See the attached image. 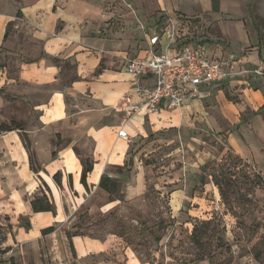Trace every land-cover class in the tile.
I'll return each mask as SVG.
<instances>
[{
  "label": "crops",
  "instance_id": "crops-1",
  "mask_svg": "<svg viewBox=\"0 0 264 264\" xmlns=\"http://www.w3.org/2000/svg\"><path fill=\"white\" fill-rule=\"evenodd\" d=\"M228 1L154 0L148 7L175 18L181 35L175 47L191 44L205 49L214 60L223 58L224 46L211 49L185 29L184 19L213 15L220 39L237 56V70L264 67L257 33L243 17L244 0ZM143 6L141 0L118 4V9L130 8L136 16L129 14L128 28L116 33V42L96 37L97 26L107 22V17L97 15L95 6L83 0H37L20 9L30 40L36 44L32 55L12 54L6 46V29L0 33V123L22 125V130L0 133V217L9 219L11 225L19 224L13 227L17 242L56 239L60 264H149L135 258L114 231L107 230L102 238L74 233L82 228L84 207L90 217L99 213L107 220L123 202L146 195L150 165H144L143 158L152 150L174 144L183 133L208 130L220 137L227 132L228 143L237 154L252 156L242 136L247 142L255 136L241 117L245 112L250 113V121L262 117L264 87L259 82L263 77L205 85L200 96L181 109L163 105L159 113L133 110L143 101L134 91L125 59L160 53L166 44L167 27L140 42ZM240 16L241 20H230ZM155 38L158 43L153 45ZM142 84L153 86L155 79L148 74ZM229 93L238 94L241 102L229 100ZM217 117L228 129L222 128ZM27 143L37 172L31 169ZM258 153L264 165V154ZM88 158L94 166L87 176V188L81 179L83 160ZM56 175H60L58 181ZM104 176L121 187V197L116 196L118 190L110 194L100 188ZM44 195L54 212L35 213L31 203ZM48 229L54 232L43 235Z\"/></svg>",
  "mask_w": 264,
  "mask_h": 264
},
{
  "label": "rangeland",
  "instance_id": "rangeland-1",
  "mask_svg": "<svg viewBox=\"0 0 264 264\" xmlns=\"http://www.w3.org/2000/svg\"><path fill=\"white\" fill-rule=\"evenodd\" d=\"M35 1L0 0V33L6 29V46L14 55L35 52L36 44L30 40L20 12ZM83 1L95 6L97 15L107 17V22L97 26L100 31H96V37L101 40L116 42V33L128 28L129 14L136 16L130 8H117L122 0ZM141 2L144 35L140 42L144 43L147 35L160 33L175 18L160 9H150L148 6L154 0ZM229 3L227 0L226 4ZM243 8V17L252 32L257 33L264 58V0H250L249 4L244 0ZM184 21L185 29L196 40L207 43L211 49L224 46L223 58L234 55L237 59L229 51V43L220 39L218 21L213 15ZM225 51L229 53L225 55ZM259 83V87H264V77ZM227 98L241 102L238 94L229 93ZM259 113L262 117L256 122L247 117L249 112L241 117L255 136L249 142L242 136V142L252 153L250 158L237 154L228 143L227 132L221 137L208 130L183 133L174 144L156 148L143 158V164L150 165V169L142 199L123 202L107 220L99 213L90 217L84 207L78 233L102 238L107 230L114 231L135 258L149 264H264V165L260 162L262 154L258 153L264 154V107ZM217 118L222 128L228 129L223 119ZM121 190L120 187L117 197H121ZM18 225L0 217V263L60 264L56 239L17 242L13 227ZM92 225L99 227L94 229Z\"/></svg>",
  "mask_w": 264,
  "mask_h": 264
},
{
  "label": "built area",
  "instance_id": "built-area-1",
  "mask_svg": "<svg viewBox=\"0 0 264 264\" xmlns=\"http://www.w3.org/2000/svg\"><path fill=\"white\" fill-rule=\"evenodd\" d=\"M180 37L173 22L165 29L166 44L160 53L153 51L146 58L125 59L126 72L134 78V91L143 101L133 107L135 112L159 113L163 105L169 110L181 109L188 100L198 98L205 85L264 77V67L237 70L234 55L214 60L201 47L186 44L177 48ZM157 43L158 38L152 40L153 45ZM148 74L155 79L153 86L142 84ZM120 135L126 136L124 132Z\"/></svg>",
  "mask_w": 264,
  "mask_h": 264
},
{
  "label": "trees",
  "instance_id": "trees-1",
  "mask_svg": "<svg viewBox=\"0 0 264 264\" xmlns=\"http://www.w3.org/2000/svg\"><path fill=\"white\" fill-rule=\"evenodd\" d=\"M13 130H22V125L20 123L17 122H12L10 125L6 124V123H0V133L1 132H9V131H13ZM27 149L29 150V154H30V165H31V169L35 172H37V168H36V160L34 155L30 152V145L27 143L26 144ZM93 166H94V162L88 158L86 160H83V172H82V183L83 185H85L88 188V184H87V176L93 171ZM60 175H56L55 176V180L58 181V177ZM100 188L102 190H105L108 193H114L116 190H118V185L112 181L111 179H109L107 176L102 177L101 179V183H100ZM32 209L35 213L38 212H54V205L52 204V202L50 201V199L48 198L47 195H44L43 197H36L32 203ZM31 228V225H28L26 227L27 230H29ZM54 230L53 229H48L43 231V235H48L53 233ZM75 235H78V231H76L74 233ZM73 233L69 232L68 233V237L72 238ZM2 264V263H0Z\"/></svg>",
  "mask_w": 264,
  "mask_h": 264
}]
</instances>
